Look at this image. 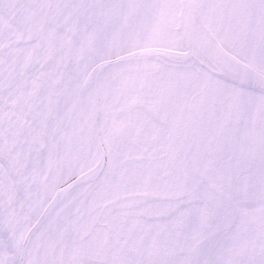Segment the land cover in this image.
I'll return each mask as SVG.
<instances>
[{"label":"snow or ice","instance_id":"1","mask_svg":"<svg viewBox=\"0 0 264 264\" xmlns=\"http://www.w3.org/2000/svg\"><path fill=\"white\" fill-rule=\"evenodd\" d=\"M0 264H264V0H0Z\"/></svg>","mask_w":264,"mask_h":264}]
</instances>
